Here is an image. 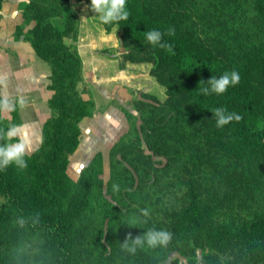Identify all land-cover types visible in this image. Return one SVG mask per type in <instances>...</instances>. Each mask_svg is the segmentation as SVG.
<instances>
[{
  "label": "trees",
  "instance_id": "obj_1",
  "mask_svg": "<svg viewBox=\"0 0 264 264\" xmlns=\"http://www.w3.org/2000/svg\"><path fill=\"white\" fill-rule=\"evenodd\" d=\"M126 9L127 20L104 24L121 31L120 65L151 64L166 96L135 97L139 116L126 111L130 129L109 150L105 181L102 152L78 178L68 172L92 114L79 88L83 58L67 42L80 31L73 0L20 3L14 37L47 63L52 93L27 167L0 170V264H183L173 253L197 264V250L200 264H264V0H126ZM153 29L171 51L146 42ZM231 70L239 84L200 92ZM217 107L243 119L219 128ZM11 114L0 128L23 123L18 105ZM148 228L171 232V242L134 255L121 249L129 232Z\"/></svg>",
  "mask_w": 264,
  "mask_h": 264
},
{
  "label": "rangeland",
  "instance_id": "obj_2",
  "mask_svg": "<svg viewBox=\"0 0 264 264\" xmlns=\"http://www.w3.org/2000/svg\"><path fill=\"white\" fill-rule=\"evenodd\" d=\"M23 0H5L0 11V75L8 77V92L13 100L23 96L25 107L21 109L23 135L32 143V151L41 143L42 126L50 114L48 89L50 70L30 46L14 40L17 24L22 20L20 3ZM80 20L78 40L67 38L75 44L83 58V79L79 84L83 97L91 102L92 114L81 122V142L71 155L69 174L78 178L96 153L105 159L104 179H109V150L125 134L130 124L126 111L139 116L133 106L140 91H151L166 96L165 90L151 75V64L127 63L120 65L122 51L120 29L115 26L109 33L97 15L90 9L91 1L73 0ZM2 91V89H0ZM11 112L4 117L11 120ZM140 121L138 120V124ZM264 128V119H260ZM30 152V153H31ZM4 198L0 193V201ZM183 264L186 259L176 253ZM168 264V263H163Z\"/></svg>",
  "mask_w": 264,
  "mask_h": 264
},
{
  "label": "clouds",
  "instance_id": "obj_3",
  "mask_svg": "<svg viewBox=\"0 0 264 264\" xmlns=\"http://www.w3.org/2000/svg\"><path fill=\"white\" fill-rule=\"evenodd\" d=\"M90 9L98 16L102 24L108 25L114 22L127 20L129 11L126 9V0H91ZM173 28L168 29V35H174ZM163 33L153 29L145 33V40L152 46L167 48L171 51V45L162 43ZM240 74L237 70L226 71L219 78L211 76L207 80L208 87L200 88L203 95H221L227 91L229 86H235L240 82ZM203 83V80L199 84ZM8 77L0 75V119L14 110L18 105L21 109L25 107L26 100L23 96L16 100L8 92ZM216 126L219 128L228 125L232 121L239 122L243 119L240 114L228 112L223 107H217L212 110ZM25 125H10L7 128H0V170L6 169L9 165L14 164L19 169L27 167L25 156L32 151L31 141L23 135ZM113 191H119V185L113 184ZM140 215L144 218L150 217V211L147 208L140 209ZM147 223V219L142 221ZM23 225V221H20ZM137 219L129 221L130 226H135ZM172 240V233L164 229L148 228L142 235L133 238L129 232L120 247L123 251L134 255L138 248L156 249L158 247H167ZM202 257L199 250L196 251V261L200 264Z\"/></svg>",
  "mask_w": 264,
  "mask_h": 264
},
{
  "label": "crops",
  "instance_id": "obj_4",
  "mask_svg": "<svg viewBox=\"0 0 264 264\" xmlns=\"http://www.w3.org/2000/svg\"><path fill=\"white\" fill-rule=\"evenodd\" d=\"M4 3H5V1H4ZM4 3H3V6H2V9H3V7H4ZM1 9V10H2ZM0 10V11H1ZM20 14H21V12H20ZM21 18H22V15H21ZM22 21H23V18H22V20L17 24V25H19L20 23H22ZM15 33V32H14ZM14 40L15 41H21V42H25V43H27L29 46H30V48L33 50V48H32V46H31V44L29 43V42H27V41H24L23 39H19V40H16L15 39V37H14ZM34 51V50H33ZM35 52V51H34ZM47 64V63H46ZM49 67V66H48ZM49 82H50V80H49ZM49 84V83H48ZM52 93V92H51Z\"/></svg>",
  "mask_w": 264,
  "mask_h": 264
}]
</instances>
